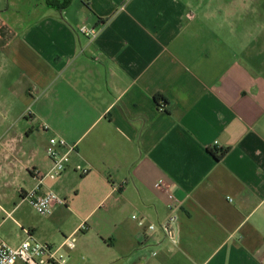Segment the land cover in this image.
Returning <instances> with one entry per match:
<instances>
[{
	"label": "crops",
	"instance_id": "obj_1",
	"mask_svg": "<svg viewBox=\"0 0 264 264\" xmlns=\"http://www.w3.org/2000/svg\"><path fill=\"white\" fill-rule=\"evenodd\" d=\"M256 21L264 0H0V157L22 201L50 139L75 147L42 188L80 238L52 245L64 264H264Z\"/></svg>",
	"mask_w": 264,
	"mask_h": 264
},
{
	"label": "built area",
	"instance_id": "obj_2",
	"mask_svg": "<svg viewBox=\"0 0 264 264\" xmlns=\"http://www.w3.org/2000/svg\"><path fill=\"white\" fill-rule=\"evenodd\" d=\"M80 33L86 36L94 37L96 29L89 28L83 25L79 29ZM30 112H27V114ZM48 129V126L44 127ZM75 147L68 144L64 138L53 137L50 139L49 147L47 150L48 157L52 162V167L47 173H43L39 170L33 171L34 176L39 179L38 184L27 192L25 199L30 202L34 210L41 216H50L54 212V206L56 204H64V200L59 195L48 190L42 192L45 179L57 180L66 171L68 164L71 160V155L74 153ZM88 170H84L86 174ZM174 203L171 207H174ZM11 216V215H10ZM9 216V217H10ZM137 219V216L133 217ZM176 218L173 217L167 225L163 226L166 233H170L172 224ZM141 225L144 224L143 220H139ZM1 228V224H0ZM86 223H83L81 229H86ZM150 229H155L154 225L149 226ZM30 234V232L28 231ZM76 235H70L65 237L64 246L74 249L76 247ZM64 264L65 257L60 254L58 249L54 246L46 243H42L36 240L32 235L20 245H10L0 234V264Z\"/></svg>",
	"mask_w": 264,
	"mask_h": 264
},
{
	"label": "rangeland",
	"instance_id": "obj_3",
	"mask_svg": "<svg viewBox=\"0 0 264 264\" xmlns=\"http://www.w3.org/2000/svg\"><path fill=\"white\" fill-rule=\"evenodd\" d=\"M255 32L261 30L264 33V23L256 21L252 23ZM262 26V27H261ZM242 31V30H241ZM245 33V31H243ZM245 45L250 46L251 54L247 57H253L256 62L264 63V35L263 39L256 41L255 46L251 48L252 40L243 38ZM238 44V45H237ZM233 45L235 49H239L240 43L234 38ZM1 130V129H0ZM1 136V134H0ZM5 161L0 157V234L10 245L17 246V241L24 239L28 235V231L36 228L34 238L42 243L55 245L58 244V238L64 240L69 236L66 230L70 224L60 223L51 218H45L38 214L29 201H22L19 194V187L22 178H16L17 174L9 173L11 167L5 165ZM17 173V172H16ZM24 175H28L25 171ZM11 215V216H10ZM10 216V217H9ZM82 234V233H81ZM77 245L80 244V238L76 235ZM21 264V263H19Z\"/></svg>",
	"mask_w": 264,
	"mask_h": 264
},
{
	"label": "trees",
	"instance_id": "obj_4",
	"mask_svg": "<svg viewBox=\"0 0 264 264\" xmlns=\"http://www.w3.org/2000/svg\"><path fill=\"white\" fill-rule=\"evenodd\" d=\"M60 7L62 9H65V6H60ZM157 101H158V103H160L161 101L165 102L166 99H164V97L162 95H159L157 97ZM209 151L215 157V159L220 160L221 158H223L226 155V153L228 152V149H225V150L221 149V150H219L217 148L216 149L214 148V149H210Z\"/></svg>",
	"mask_w": 264,
	"mask_h": 264
}]
</instances>
